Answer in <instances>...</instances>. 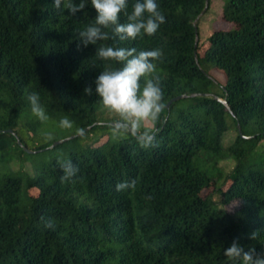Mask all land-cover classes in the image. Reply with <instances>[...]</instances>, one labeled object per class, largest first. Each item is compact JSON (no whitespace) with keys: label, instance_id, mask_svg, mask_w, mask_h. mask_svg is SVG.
Segmentation results:
<instances>
[{"label":"trees","instance_id":"1","mask_svg":"<svg viewBox=\"0 0 264 264\" xmlns=\"http://www.w3.org/2000/svg\"><path fill=\"white\" fill-rule=\"evenodd\" d=\"M206 1L156 0L166 22L155 35L78 50L75 32L96 16L90 0L75 17L54 0H0V264H234L224 256L234 239L264 252V158L247 162L264 141V0H223L222 19L232 27L213 31L201 54L194 21ZM101 44L162 50L155 75L165 109L156 147L118 140L103 126L111 114L94 81L113 62L95 58ZM205 66L222 73L224 84ZM32 92L47 121L32 114ZM63 117L76 132L89 129L50 147V130ZM47 150L61 154L29 174L26 154ZM61 159L78 166L76 183H61ZM224 160L234 161L230 172ZM211 169L220 178L205 192ZM133 179L135 189L116 190Z\"/></svg>","mask_w":264,"mask_h":264},{"label":"clouds","instance_id":"2","mask_svg":"<svg viewBox=\"0 0 264 264\" xmlns=\"http://www.w3.org/2000/svg\"><path fill=\"white\" fill-rule=\"evenodd\" d=\"M96 10L94 22L85 25L75 32L78 40L77 49L89 44L97 45L100 41L109 39L116 41H134L145 35L153 36L161 24L166 22L164 14L156 0H134L129 11L128 0H90ZM88 0H54V8L75 17L77 12L85 9ZM121 16L124 21L121 22ZM110 29L111 31H107ZM95 58L108 63L95 78V94L100 98L103 109L111 114V119L102 122L110 130L112 137L124 141L130 137L135 139L142 148L158 145V129L155 124L161 121L165 109L163 90L159 76L155 75L157 62L162 61L163 52L160 48L137 50L135 47H119L115 44H101L96 47ZM96 66L95 62L93 63ZM97 67V66H96ZM143 78V84L141 79ZM85 95L92 94L90 86L84 88ZM31 112L41 121L49 119L45 108L40 103L38 93L27 96ZM74 122L67 117L59 121L63 129H72ZM83 137L84 129H77ZM45 134V139H50ZM62 170L61 183H76L79 168L73 162L65 159L58 161ZM136 180H126L116 184L117 191L135 189ZM151 198V197H149ZM46 228H54V221L41 218ZM251 239H256L255 232ZM224 256L231 262L239 264H264V252L257 253L254 247L247 251L234 239L229 247L224 249Z\"/></svg>","mask_w":264,"mask_h":264},{"label":"rangeland","instance_id":"3","mask_svg":"<svg viewBox=\"0 0 264 264\" xmlns=\"http://www.w3.org/2000/svg\"><path fill=\"white\" fill-rule=\"evenodd\" d=\"M222 6H223V0H210L209 8L205 11L204 14H202L197 22V27L199 30L198 34V42L202 46L199 52L202 54L204 51L205 46L208 42V37L212 34L213 31L223 29L227 30L232 27V24L229 22H226L222 19ZM205 70L209 72L211 76H213L219 83L224 84L225 77L222 73L219 71H216L215 69H211L210 67L205 66ZM106 116V114H105ZM110 116V114H109ZM51 135L53 137L54 142L57 140L69 138L75 134H77L76 129L73 127L72 129H63L61 127L53 128L50 130ZM76 132V133H75ZM237 132L234 129V126L225 134L224 136V143L228 145L233 141L235 138ZM69 140V139H68ZM53 154L60 155L61 151H52L47 150L40 153H34V154H26V157L28 158L27 164L24 167L29 174H34V165L38 164L42 161H47ZM261 158H264V141L261 145L257 147L254 153L247 159V162H253L258 161ZM17 163H14L13 167H17ZM220 166L224 170V172H230V170L234 166V161L232 160H224L220 162ZM220 178V173L215 170L211 169L208 172V183L209 188L205 190V192H210L214 189V183ZM33 194H37V189L32 188L31 189ZM236 208V204H232L229 206L230 211H234Z\"/></svg>","mask_w":264,"mask_h":264},{"label":"water","instance_id":"4","mask_svg":"<svg viewBox=\"0 0 264 264\" xmlns=\"http://www.w3.org/2000/svg\"><path fill=\"white\" fill-rule=\"evenodd\" d=\"M208 3H209V0L206 1V6H205L204 10L201 12V14H200V15L196 18V20L194 21V24H195V27H196V28H197V22H198L200 16H201L202 14H204L205 11H206V9L208 8ZM198 39H199V38H198V34H196L195 46H197V44H198ZM196 58H197V54H196ZM194 95H195V94H194ZM185 96H187V95H186V94H182V95H179V96H176V97L172 98V99L168 102L167 106H169L173 101H176V100H178V99H180V98H183V97H185ZM219 100H220V101H221V102L227 107V109H228L229 111H231V109H230V107H229V105H228V103H227L226 100H224V99H220V98H219ZM88 129H89V126H88V127H85V128H84V132H86ZM8 131H9V132H12L11 130H8ZM238 132H239V134H240L242 137H247V136H244V135L242 134V131H241V128H240V125H239V124H238ZM77 136H80V135L77 133V134H75V135H73V136H71V137H69V138H65V139L57 140V141L53 142V143L51 144L50 147H54V146H56V145H58V144H61V143L65 142V141H67V140L70 139V138H74V137H77ZM18 143L21 144L20 141H18ZM25 150H27V149H25ZM27 151L31 152V150H27Z\"/></svg>","mask_w":264,"mask_h":264}]
</instances>
